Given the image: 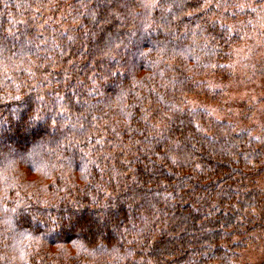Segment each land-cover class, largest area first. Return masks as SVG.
Listing matches in <instances>:
<instances>
[{
	"label": "trees",
	"instance_id": "1",
	"mask_svg": "<svg viewBox=\"0 0 264 264\" xmlns=\"http://www.w3.org/2000/svg\"><path fill=\"white\" fill-rule=\"evenodd\" d=\"M210 1L0 0V264H239L264 144L190 106L238 41Z\"/></svg>",
	"mask_w": 264,
	"mask_h": 264
},
{
	"label": "rangeland",
	"instance_id": "2",
	"mask_svg": "<svg viewBox=\"0 0 264 264\" xmlns=\"http://www.w3.org/2000/svg\"><path fill=\"white\" fill-rule=\"evenodd\" d=\"M211 16L238 35L224 68L209 76L193 96L190 106L221 126L245 133L264 144V25L257 26L259 16L250 7L243 10L234 4H264V0H213ZM236 25H241L237 28ZM264 191V175L257 177ZM239 264H264V231H253L238 250Z\"/></svg>",
	"mask_w": 264,
	"mask_h": 264
},
{
	"label": "clouds",
	"instance_id": "3",
	"mask_svg": "<svg viewBox=\"0 0 264 264\" xmlns=\"http://www.w3.org/2000/svg\"><path fill=\"white\" fill-rule=\"evenodd\" d=\"M231 7L243 10L244 7H250L253 12L259 16L257 26L264 25V4L256 5H240L234 4ZM239 28L241 25H236ZM5 264H18V254L12 248H6L3 251ZM131 256V251L123 248L110 246L106 252H98L93 255V264H125V261Z\"/></svg>",
	"mask_w": 264,
	"mask_h": 264
}]
</instances>
